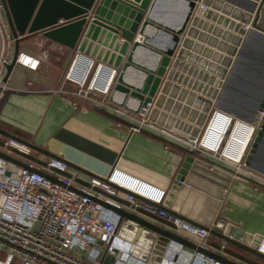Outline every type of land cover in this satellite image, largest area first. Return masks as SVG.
<instances>
[{"label":"crops","instance_id":"1","mask_svg":"<svg viewBox=\"0 0 264 264\" xmlns=\"http://www.w3.org/2000/svg\"><path fill=\"white\" fill-rule=\"evenodd\" d=\"M102 1H107V6ZM150 1L149 7L154 0ZM42 3L43 0H7L14 22L28 23L29 27ZM203 3L207 9L190 21L187 32L189 48L198 59L175 69L153 113L158 126L172 131L169 135L147 128L132 133L131 123L111 109L57 92L75 55V49L69 47L74 42L75 47L83 45L85 56L116 68L113 63L120 56L111 45L120 47L123 39L121 34L111 32L110 26L95 22V18L100 17L97 9L102 7L106 14L111 13V24L113 17H122L124 9L128 8L124 5L139 7L133 0H45L39 25H65L83 17L86 23L80 25L81 29L78 22L62 29L57 36L59 41L46 37L43 33L46 30L35 34L26 31L19 36L20 52L38 58L40 67L37 72L19 65L13 69L0 95V129L82 169L78 170V183H87L92 177H105L117 165L169 193L183 169L176 202L196 210L176 213L184 219L203 221L197 209L200 205L196 203L201 199H196L195 195L204 199L212 194L210 183L201 175L200 163L209 165V161L199 155L193 157L185 139L202 130L212 110L224 111L248 122L251 119V108L264 88V0H205ZM33 8L36 10L31 16ZM156 9L158 20L164 24L174 26L183 20L182 1L161 0ZM67 18L73 19L68 22ZM0 25L9 36L1 13ZM148 32L156 36V31ZM107 57L108 61H104ZM221 67L227 69L223 79L217 78L221 85L200 75ZM114 96L110 98L113 106L135 113V103L124 107L120 105L121 97ZM8 139L0 135V145ZM17 154H13V158L25 164L31 161L42 165L50 159L34 150L28 155ZM188 157L197 158L200 163L187 160ZM256 165L260 170L251 169L254 180H232L216 217L226 226L234 225L249 235L264 237V141ZM216 182L213 186L217 188L219 183ZM172 203L168 198V209L174 208ZM147 218L167 231L174 230L164 219ZM223 244H226L225 251L221 250ZM209 245L211 252L237 264H264L253 254L216 236L211 235Z\"/></svg>","mask_w":264,"mask_h":264},{"label":"built area","instance_id":"2","mask_svg":"<svg viewBox=\"0 0 264 264\" xmlns=\"http://www.w3.org/2000/svg\"><path fill=\"white\" fill-rule=\"evenodd\" d=\"M206 9L207 6L200 1L190 21ZM189 27L188 24L187 32ZM138 39L142 38L139 36ZM14 51V41L0 25L2 90L6 87L3 82L6 66L11 64ZM16 65L37 72L40 60L20 52ZM119 73V69L75 50L57 92L111 109L131 123L132 133L144 128L167 135L172 133L158 126L156 118L152 120L155 100L142 106L137 113L112 105L110 97ZM259 116L258 121L248 122L224 111L212 110L202 130L196 136L186 138L185 142L193 152L209 161L212 170L221 171L232 179L252 181L255 175L245 161L263 124L264 110ZM0 151L11 157L13 153H31L30 148L12 139L6 140ZM27 165L30 169L0 158V251L3 253L0 264H148L152 252L144 260L142 250H138L139 240L128 234L120 236L121 216L111 207L147 220L148 216L164 219L173 226V233L211 252V234L206 228L168 213L167 189L138 178L117 165L105 177H92L87 183H78V170L59 158H50L42 165L35 162ZM207 227L222 233L226 223L217 216ZM225 249L226 244H223L221 250ZM257 251L264 255V238ZM159 264L225 263L170 241Z\"/></svg>","mask_w":264,"mask_h":264},{"label":"water","instance_id":"3","mask_svg":"<svg viewBox=\"0 0 264 264\" xmlns=\"http://www.w3.org/2000/svg\"><path fill=\"white\" fill-rule=\"evenodd\" d=\"M44 1L45 0H43V3L38 10L35 20L29 27L28 23L25 25H19L17 22H14L12 11L7 5V0H0V13L4 17L5 22L8 25L7 31L9 32L10 39L14 41L15 45L14 58L11 64L6 66L7 74L3 80L4 83L8 82V79L16 66V61L20 53L21 40L19 39V36L25 35L26 31H28V34H35L37 32L46 30L45 32L43 31L46 37L59 41L60 39H58L57 36L63 31L62 29L67 28L68 26L76 22L79 23V26H83L86 23V19L85 17H83L77 21L65 25H57L58 23L39 25V15L41 13ZM133 1L139 4V7L134 5L132 8L131 6L124 5L128 8L124 9L122 17H113L111 24V13L106 14L105 9L99 7L97 9V15L100 17L95 18V22H102L104 26H110L112 28L110 29V31L115 35L121 34L123 42L120 43V47L111 45L114 51L117 52L120 56L116 63H113L116 68H119L120 73L114 85L113 95H111V97L116 94L119 95L121 97L120 105L124 107H128L131 103H135L136 109L134 112L137 113L142 106H146L148 103L153 102V100L156 101L155 106H158L160 100L164 97L166 87L167 85H169L170 80L174 75L175 69L178 67H185V62L195 63V59H198V56L195 53L191 52L189 48V35L187 34V27L197 7V4L200 1L205 2V0H179L182 1L185 6L183 12V20L181 23L174 26L170 24H164L158 20L156 7L160 4L161 0H154L151 7H149L151 2L150 0ZM102 2L101 5H103ZM104 4L105 6H107L108 2L105 1ZM91 7L92 5L89 8ZM129 8L133 9L134 11H130ZM34 10L36 9L33 8L31 16ZM72 19L67 18L66 21L69 22ZM82 26H80V29L82 28ZM150 29L156 31V36H152L149 34L148 30ZM139 36L142 38L141 40L138 39ZM157 36H159L160 38L157 39ZM75 46V42L69 45L71 49H75L76 51L79 50L80 53L84 51L83 45L81 47ZM104 61H108V57L105 58ZM111 63L112 62L110 60L109 64ZM208 71L210 72L209 74L201 73L200 75H204L206 78H209L212 81L218 83V85L221 84L217 81V77L224 78L227 75V69L224 67H221V69L218 71H213L210 69ZM1 93L2 89H0V95ZM251 110L252 115L249 122L258 121L260 119L259 112L264 110V88L260 99L257 100L256 105H254ZM151 118L152 120H155V116L153 114ZM0 135L23 144L31 150L42 153L46 156H49L50 158H57L55 155L51 154L45 149L24 142L1 129ZM263 141L264 121L260 129L257 131L254 142L252 143L246 157L245 163L250 170H260L257 168L256 159L258 156V151L262 147ZM191 155L193 157H197V154L193 151H191ZM193 157H188L187 160H192L194 162L196 161L200 163L196 160L197 158L195 159ZM0 158L15 162L20 167L30 169L27 164L17 161L13 157L1 151ZM200 164L203 166L201 175H203V177L205 178L207 177L211 180L218 181L219 185L214 194L209 195L211 203L206 204L204 210L205 212L199 210L202 212L201 214H203L204 220L201 222L191 219L185 220L190 222L194 226L206 228L212 236H216L217 238L225 241L228 244L239 247L253 254L255 257L264 259V255L258 253L257 251L259 244L264 237L249 235L243 229L235 227L234 225H227L226 229L222 233L207 227L211 225L213 219L216 217V213H218L225 193L230 187L233 179L231 176L222 173L221 171L212 170L211 167L207 164ZM71 166L79 171H83L73 164H71ZM185 167L186 166H184V168ZM36 172L41 176L52 179L45 173L39 171ZM182 172L183 169L180 170L170 192L168 193L170 202H174L172 203L174 208L167 210L169 214L177 215L180 217L182 216L181 214L176 213L177 211L187 212L191 209L176 202V192L178 184L180 183V180L182 178ZM196 172L198 171L196 170ZM111 209H113L121 216L120 236L124 237V235L128 234L131 238L136 237L139 240L138 250H142V258L144 260H147L148 256L152 252L149 257L148 264H152L153 261L155 262V264H159L162 261V257L164 256L170 241L179 242L188 248L207 254L225 264H237L236 262L230 261L212 252L206 251L196 246L192 242L186 240L185 238L171 231H167L163 227H159L150 223L137 214L129 213L123 209L114 207H111ZM104 239L106 238L104 237ZM144 242L146 243V245H144ZM141 247H144V250L141 249Z\"/></svg>","mask_w":264,"mask_h":264},{"label":"rangeland","instance_id":"4","mask_svg":"<svg viewBox=\"0 0 264 264\" xmlns=\"http://www.w3.org/2000/svg\"><path fill=\"white\" fill-rule=\"evenodd\" d=\"M63 81V80H62ZM61 81V82H62ZM61 84V83H60ZM72 97H74V98H77V96H72ZM2 143V142H1ZM0 143V144H1ZM1 146H3V145H0V147ZM15 156H17L18 154L17 153H13ZM22 158L25 160V161H27V158L26 157H24V156H22ZM29 162H31V161H29ZM36 163V162H35ZM36 164H39V163H36ZM40 165V164H39ZM204 180V179H203ZM204 181H207V183H210V192L212 193L211 195H213L214 194V192L217 190V188H216V186H213V184H215V183H217L216 181H214V180H211V179H209V178H207L206 177V180H204ZM208 181H210V182H208ZM219 183V182H218ZM209 187V185H207V188ZM198 193V192H197ZM199 195H200V193H198ZM196 196V199H201V202L199 203V202H196L197 204H199L200 206H198L197 207V209L198 210H201V211H203V212H205L204 210H205V206H206V204L208 203H211V200H210V198L209 197H204V199H202L201 197H198V195H195ZM204 200V201H203ZM181 202V201H180ZM201 207V208H200ZM220 209V208H219ZM192 210H196V209H190L189 211H192ZM200 213H202V212H200ZM219 213V212H218ZM217 214V213H216ZM202 217H203V219H204V216H203V214H202ZM216 239V238H215ZM2 256H3V253L0 251V258H2Z\"/></svg>","mask_w":264,"mask_h":264},{"label":"trees","instance_id":"5","mask_svg":"<svg viewBox=\"0 0 264 264\" xmlns=\"http://www.w3.org/2000/svg\"><path fill=\"white\" fill-rule=\"evenodd\" d=\"M259 259H260V261H262L264 263V259H261V258H259Z\"/></svg>","mask_w":264,"mask_h":264},{"label":"bare ground","instance_id":"6","mask_svg":"<svg viewBox=\"0 0 264 264\" xmlns=\"http://www.w3.org/2000/svg\"><path fill=\"white\" fill-rule=\"evenodd\" d=\"M9 37H10V35H9Z\"/></svg>","mask_w":264,"mask_h":264}]
</instances>
